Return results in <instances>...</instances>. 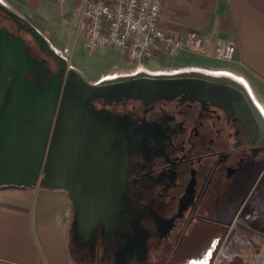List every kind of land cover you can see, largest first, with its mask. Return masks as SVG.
I'll use <instances>...</instances> for the list:
<instances>
[{
  "label": "flooded vegetation",
  "instance_id": "flooded-vegetation-1",
  "mask_svg": "<svg viewBox=\"0 0 264 264\" xmlns=\"http://www.w3.org/2000/svg\"><path fill=\"white\" fill-rule=\"evenodd\" d=\"M18 22L0 11V28L22 38L29 53L45 63L46 74L36 83L58 81L62 96L73 68L59 53L64 60L41 50L29 25L21 21L19 29ZM192 79L186 82L191 93L172 99L92 101L105 139L122 129L120 139L103 147L105 157L126 152L127 166L114 215L99 220L83 244L73 234L81 260L174 264L177 258L204 256L213 236L221 243L242 225L244 198L257 193L264 178V117L238 80ZM114 85L101 92L112 93ZM257 219L251 214L249 225H257ZM141 241L144 248L135 247Z\"/></svg>",
  "mask_w": 264,
  "mask_h": 264
},
{
  "label": "water",
  "instance_id": "water-1",
  "mask_svg": "<svg viewBox=\"0 0 264 264\" xmlns=\"http://www.w3.org/2000/svg\"><path fill=\"white\" fill-rule=\"evenodd\" d=\"M4 10L19 21V29L24 27L20 26L23 19ZM24 22L41 50L64 60L37 29ZM46 71L45 63L29 53L22 38L0 28V188L40 185L68 193L75 209V240L83 244L91 239L99 220L107 222L114 215L113 207L125 186L122 168L127 166L126 152L105 157L103 147L120 139L122 129L105 139L92 101L98 97L116 101L124 96L145 102L172 99L182 92L191 93L193 88L186 82H194L192 78H219L191 70L142 71L95 85L73 69L61 96L60 82L36 83ZM108 83H116L115 88L102 93ZM135 247L143 249V241Z\"/></svg>",
  "mask_w": 264,
  "mask_h": 264
},
{
  "label": "crops",
  "instance_id": "crops-1",
  "mask_svg": "<svg viewBox=\"0 0 264 264\" xmlns=\"http://www.w3.org/2000/svg\"><path fill=\"white\" fill-rule=\"evenodd\" d=\"M70 2L57 6L52 0H0V5L41 32L58 13L77 12L80 18L79 0ZM161 25L166 32L180 36L186 30L200 32L211 49L222 40L234 42L233 61L238 71L190 67L154 72L143 68L144 72L191 70L233 78L245 86L264 117V0H165ZM175 53L160 51L154 56L166 58ZM258 183L261 187L257 193L246 194L241 208L242 225H236V232L228 240L218 243L213 236L203 258L193 255L173 263L198 264L207 260V264H264V178H259ZM73 211L69 194L60 189L40 185L1 187L0 264H80L71 248ZM251 214L257 215V225H249Z\"/></svg>",
  "mask_w": 264,
  "mask_h": 264
},
{
  "label": "built area",
  "instance_id": "built-area-1",
  "mask_svg": "<svg viewBox=\"0 0 264 264\" xmlns=\"http://www.w3.org/2000/svg\"><path fill=\"white\" fill-rule=\"evenodd\" d=\"M65 3L69 0H52ZM165 0H79L78 30L83 33L89 50L100 47L121 48L131 62L138 63L143 56L157 52L167 54L184 50L206 56L213 55L232 61L236 45L219 41L211 49L205 37L197 31L186 30L183 35L168 33L161 25ZM140 66L138 70L143 71Z\"/></svg>",
  "mask_w": 264,
  "mask_h": 264
},
{
  "label": "rangeland",
  "instance_id": "rangeland-1",
  "mask_svg": "<svg viewBox=\"0 0 264 264\" xmlns=\"http://www.w3.org/2000/svg\"><path fill=\"white\" fill-rule=\"evenodd\" d=\"M69 0L63 4L53 2L55 5L68 4ZM69 4L73 6L70 2ZM5 9V8H3ZM48 28L41 29L40 34L48 41L50 46L68 62V65L77 70L90 84L111 79L115 77H129L139 73L138 68L154 71L177 70L190 67L208 69L211 71H231L238 69L234 61H224L189 51H178L174 55L166 58L155 56H143L141 60L131 62L128 60L126 52L121 48L100 47L89 50L85 46L83 33L78 30L79 15L77 12L58 13L54 15ZM37 26V23H35ZM75 209L73 211L72 223ZM71 246H73V229L71 234ZM72 253L77 257L75 247ZM203 258V257H201ZM80 259V258H79Z\"/></svg>",
  "mask_w": 264,
  "mask_h": 264
},
{
  "label": "trees",
  "instance_id": "trees-1",
  "mask_svg": "<svg viewBox=\"0 0 264 264\" xmlns=\"http://www.w3.org/2000/svg\"><path fill=\"white\" fill-rule=\"evenodd\" d=\"M0 11H2L3 13H6L5 12V10L3 9V8H1L0 7ZM7 14V13H6ZM74 234V233H73ZM74 243V242H73ZM74 247V244H73V246H71V248H73ZM73 250V249H72ZM75 250H76V248H75ZM76 254H78L77 252H76ZM75 258H77L76 260H77V262L79 263L80 262V264H94L93 263V260L90 258L89 260L88 259H86L85 261H83V260H81V259H79V257H76V256H74ZM82 262V263H81Z\"/></svg>",
  "mask_w": 264,
  "mask_h": 264
},
{
  "label": "bare ground",
  "instance_id": "bare-ground-1",
  "mask_svg": "<svg viewBox=\"0 0 264 264\" xmlns=\"http://www.w3.org/2000/svg\"><path fill=\"white\" fill-rule=\"evenodd\" d=\"M205 263L207 264V261Z\"/></svg>",
  "mask_w": 264,
  "mask_h": 264
}]
</instances>
